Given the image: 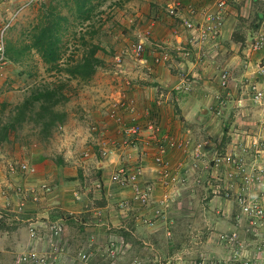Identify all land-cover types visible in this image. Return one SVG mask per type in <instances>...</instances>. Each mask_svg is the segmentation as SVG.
Segmentation results:
<instances>
[{"label":"crops","instance_id":"crops-1","mask_svg":"<svg viewBox=\"0 0 264 264\" xmlns=\"http://www.w3.org/2000/svg\"><path fill=\"white\" fill-rule=\"evenodd\" d=\"M175 1L177 0H149L146 4L148 6L146 13L148 20L145 25L144 22L140 25L141 20L136 9L132 11V14L126 16L127 24L125 26L127 28L124 31L131 37H139V42L144 41L145 51L139 58L126 55L123 64L117 65V71H112L115 76L112 78L115 85L109 96V103L104 104L102 110L91 115L90 110L80 108L76 112L78 118L75 119L76 123L73 126H70L69 123L59 126L56 133V136L60 134V138L62 137L58 141L60 148L57 149H61L59 153L55 149L51 154L46 148H42L43 150L38 154L39 157H31V171L28 174L21 173L12 176L10 170L6 172V175L0 173V213L13 211L12 218L15 222L18 224L22 222L28 228L42 227V224L48 225L53 221L64 219V234L66 232L67 235L64 242L65 248L67 250L71 248L72 252H68L72 256H76L81 251L86 252L89 255V264H125L123 261L127 260L129 251L133 254L143 255L153 253L162 259L165 252L158 248L160 236L156 232L157 228L165 226L169 219L172 220L171 224L177 225L180 222L185 224L190 221V218L177 216L174 212V216H172L170 208L176 202L180 204L181 208L186 207L185 201L190 200L195 192L193 189L194 179L190 180L187 185L178 188L174 202L169 206L167 220H158L153 228L136 227L135 215L118 207L121 200L129 199L131 196L129 190L112 182L113 173L119 166L142 164L145 170L144 183H154V179L157 177L154 148H140L137 151L123 148L120 145L113 146V143H119L122 140L123 125L131 124L136 118L140 119L142 123L148 119H157L162 124L163 129L176 139L191 140L194 144L210 140L221 149H231V141L226 146L221 147V144L226 135V127L230 128L231 124L234 123V112H227L229 115H226L229 118L225 120L223 125L222 121L224 120H220L216 115L215 108L219 105L217 97L224 94V91L218 86L219 77L216 68L220 63L225 64V67L234 66L233 61H236L234 58L238 56V54L233 53L231 57L223 60L220 54L222 51L220 49L224 47L221 44L222 41L226 45L232 43L231 40L237 23L236 15L228 20L225 37L220 43L215 46L204 47L209 54L208 59L204 61H197V58L182 59L177 47L185 46L188 35H186L180 22L167 14L166 11L167 5ZM178 1L182 2L184 7L191 2V0ZM233 12L235 13L236 10ZM114 14V19L121 21L120 13ZM152 14L156 15L158 21L150 20ZM123 21L122 24L124 25ZM122 24L120 23L118 28H122ZM118 28L114 30L112 28V31L115 33ZM113 36L111 35V37ZM140 36L144 37L141 38ZM235 44L242 45L240 47L242 55L244 45L242 43ZM158 46L170 50L174 56L170 62L155 63ZM102 59L105 64L106 59ZM182 73L183 76L192 81V89H177L182 84ZM241 87L242 85L235 78L230 91L232 97L230 104L238 99V101H234L235 106L233 107H239L240 110H243L242 108L248 101V96L242 92ZM121 96H124L121 98L122 104L118 102L113 104L117 109L111 110V115H106L110 112L106 105H111L114 98ZM7 99V95H4L2 102ZM132 101L137 107L135 113L137 116L129 114L126 109L131 106ZM256 108L258 111L257 106ZM230 110H232V105ZM147 113H149L148 116ZM257 115L260 122L261 114L260 116L259 113ZM118 117L121 119L120 122H117ZM86 126L90 128L88 132L84 130ZM222 126L223 129L221 130ZM68 130L71 132L69 133ZM54 140L55 138L52 142ZM37 146L39 147L41 144H36L35 150L38 148ZM105 146L113 149L112 155L103 157L102 148ZM6 152L11 155L6 161L8 165L11 161L18 160L26 163V160H30L29 155L25 157V151L21 150L19 145L14 151L7 150ZM86 152L89 153V156L85 155ZM13 154H16L15 158L12 156ZM22 154L24 157H21ZM211 156L212 154L209 152V158ZM166 157H169L174 164L188 162L191 159L183 151L174 150L169 151ZM58 158L62 160H57ZM9 182L23 187L24 191L28 192L26 197L20 196L18 193H9L6 190V185ZM43 186H49L51 191L43 192L40 189ZM35 193L38 196L37 200H34L36 198L33 199ZM15 195L18 197L17 199ZM76 195L80 198L77 199ZM14 205L16 210H8L14 209ZM178 217L181 218L178 219ZM13 221L9 223H13ZM9 223H6V227L1 233L6 239H12L13 235H19L18 232H20V229H15L14 224ZM26 223L28 224L26 225ZM189 227L192 226L189 225ZM26 228L21 231V235L26 240L21 249L27 245L29 247L36 245L33 240L31 244L29 230ZM195 236L196 233L193 231L191 237L195 238ZM48 243L45 241L43 246H47ZM144 243H148L150 246H146L147 251L142 249L140 252H136L135 247ZM111 246L116 248V257L114 258L108 255V248ZM178 247L175 252L177 262L172 264H187L184 257L190 251L186 247ZM206 249L211 251L210 246H207ZM174 250H169L168 256ZM219 251L222 252L221 256L224 251L223 249H219ZM195 253L200 254L203 251L197 249ZM198 257L199 255L195 258ZM146 258H148L149 264H153L151 261H155L149 255ZM74 264L82 263L75 259ZM128 264H133V261Z\"/></svg>","mask_w":264,"mask_h":264},{"label":"built area","instance_id":"built-area-1","mask_svg":"<svg viewBox=\"0 0 264 264\" xmlns=\"http://www.w3.org/2000/svg\"><path fill=\"white\" fill-rule=\"evenodd\" d=\"M202 2V0H195ZM249 0H209L207 3L196 4L189 7L190 17H181L183 27L188 32L189 48L178 47L181 58L192 59L197 50L204 45H218L228 26L235 6ZM263 3L264 0H259ZM180 3L170 6L169 14L179 16L178 8ZM10 27L8 24L0 32V65L5 59V32ZM145 44L140 42L133 53L139 57L145 50ZM248 62L244 68L252 69V72L244 74L242 92L248 96L251 105L259 107L261 118L259 130H244L237 133L231 139V149L219 150L210 140L194 144L191 140L176 139L163 129L162 124L157 120L148 119L144 123L137 121L132 125L123 126L122 140L113 143L116 147L138 149L154 148V163L157 168V177L154 183H144V168L142 164L132 166H119L112 176V182L130 191L129 199H123L118 207L135 215L136 227H155L158 220H167V213L170 204L174 201L176 191L195 177L196 184H200L207 173L218 175L217 181L225 183V196L232 197L233 201L240 209L241 215L245 218L244 230L238 227L231 231L219 234L218 240L224 256L202 255L193 264H264V11L254 36L247 40ZM172 54L166 51L155 56L156 64H164L172 59ZM205 56H199V61H204ZM231 67L218 68L219 85L224 94L218 97L219 105L215 108L217 116L222 115L231 99L233 73ZM183 76V73H182ZM182 84L178 90L192 89V81L186 76L181 77ZM122 104V102H118ZM130 107L126 109L130 113H136V105L132 101ZM149 113H147V116ZM137 116V114H136ZM118 118L117 122H120ZM241 132V131H240ZM112 148H102L103 157L113 154ZM183 151L190 161L174 164L169 157V151ZM209 152L212 156L209 158ZM89 156L87 152L85 154ZM16 164L10 165L12 173L17 171ZM22 172H28L29 166L22 163L19 166ZM219 184H213L214 193L219 189ZM48 191L49 188L44 186ZM9 189H12L9 186ZM76 198L80 197L76 195ZM152 207V208H151ZM143 212V213H142ZM242 217V218H243ZM241 224V217H238ZM64 219L53 221L49 225L50 232L45 238L37 232L35 227L31 228V237L36 245L28 249L20 256L16 264H61V257L65 255L67 249L62 244L64 234ZM244 233L245 236L242 235ZM253 233L255 238L261 239L255 249L250 248V244L245 237ZM168 236H172L170 230ZM48 241V245L38 248L37 244ZM109 255L116 257V248H108ZM82 264H89V255L81 251L75 258Z\"/></svg>","mask_w":264,"mask_h":264},{"label":"rangeland","instance_id":"rangeland-1","mask_svg":"<svg viewBox=\"0 0 264 264\" xmlns=\"http://www.w3.org/2000/svg\"><path fill=\"white\" fill-rule=\"evenodd\" d=\"M48 1L50 0H0V32L8 24H10V27L6 29V32H8L7 37L9 40L11 39L16 43H18L19 41L20 43L29 42L28 36L22 33L30 32L31 27L37 23L41 4ZM147 2H149V0H103L102 9L105 11V14L101 16H95L94 20L86 22L83 25L80 22L75 21L71 16V20L73 23L64 41L66 43V51L64 52L63 56L64 60H70L74 54H77L75 58H78L83 54L85 49V47H83L82 45L81 39V37L83 36H87V39L90 42H93L95 44H102V48H104L105 51L107 50L108 54L104 53L105 51H100L98 53V57L101 59L105 58L106 62L103 67L99 69L98 74L91 82L79 83L77 80H74L71 83L74 87L79 88V93L77 97L75 96L72 101L64 106V111L69 114L67 123L65 124L68 125L69 123L70 126H73L76 123L75 119L78 118L76 112L80 108H84V110H90L89 113L93 115L92 113L102 110L104 108L103 105L107 102L109 103V96L112 93L111 91L113 86L115 85L112 79L115 76L112 71H117V64L114 61V57L116 55L118 56L122 49L131 48V46L133 45L136 46L140 40L139 37H131L124 31L127 28L125 26V24H127L126 16L128 14H132V11L136 9L137 15H139V18L141 20L140 25H142V22H144L145 25L148 20V14H146L148 11V6L146 5ZM247 7L248 8L243 12L244 16L239 17V23L235 25V31L237 33L243 32L245 38L251 39L254 36L251 27L253 22H255L256 20V13L260 10L258 2L255 3L253 0L250 1V4H248ZM114 13H120L121 21H117L116 19H114ZM150 20L158 21L155 14H152ZM122 21L124 22V25L122 24ZM120 23L122 24V28H118ZM91 26H94V29H90ZM108 28H111V30L109 31H112V28L113 30L118 28V30L115 33L113 31V33H105V30H108ZM90 30L95 31L96 34L90 33L89 35H87V32ZM111 35L114 36L111 37ZM140 37L143 38L144 36ZM222 46L224 47L220 49L222 50L220 51V54L223 57V60L231 57L233 53H236V55L238 54V56L234 58L236 61H233L234 66H232L231 68L234 69L235 78L239 83H241L243 75L245 73L252 72L251 69L246 70L244 68V65L248 62V60L241 55L240 47H242V45H236L235 43L226 45V43H222ZM111 50H113L114 52H112ZM110 51L111 54H109ZM3 71L5 75L4 77H0V103H2L4 95H7L9 101L12 102L13 105H15L25 97H27L32 90L40 87L45 82H51L55 80V72H49L41 57L35 52H32L30 56L23 59L21 63H6ZM62 76L63 75H61V77ZM66 77V75L63 76V78ZM121 98H124V96H121L120 98H114V102H110L111 105H106L110 111L106 113V115H111V110L117 109L113 104L120 102ZM234 101H238V99H235ZM234 101L232 102V104L227 105V107L223 110L222 115L218 116L220 120H224L222 121L223 125L225 120L229 118L227 117V115H229L227 114V112H234V123H232L230 126L228 136L230 138H233L235 134H242V131L244 130L257 131L259 128V118L257 114L259 113L260 116L261 110L258 108V112L256 106L251 105L249 101H247L246 105H244V108H242L243 110H240L239 107H233L235 106ZM231 105L232 110H230ZM1 109L2 107H0V112ZM28 128L30 127H27V129ZM89 129L90 128L86 126L84 130L85 132H88ZM222 129L223 126L221 127V130ZM68 131L69 133L71 132V130ZM61 138L60 134L55 136V140L54 142H52V146L47 147L46 150L49 153L53 154V151L56 149L59 153L61 149L57 148H60V146L58 145V141ZM32 141L34 142L33 146H36L38 139L34 137L32 138ZM39 143L40 142H38L37 144ZM10 146L6 144L2 148H0V169L2 170L0 173H2L3 175H6V172L8 171V164L6 161L11 155H8L9 153L6 151L9 150L11 152ZM220 151L223 152L224 149H221ZM24 155L25 157H27L29 154L25 151ZM12 156L15 158L16 154H13ZM21 157H24L23 154ZM87 161L89 160L87 159ZM217 178L218 175L216 176L213 175V173H207L204 180L200 184L193 187V189L195 190L194 195L190 197V200L185 201V203L187 204L186 207L181 208L180 204H177L176 202L172 205V208H170V210H172V216H174V214L177 216H184L186 219L190 218V221L187 223L183 222L185 224H182L180 222L177 225L175 223L171 224L172 220L169 219L165 226L157 228L156 232L160 236L158 241V248L165 252L164 258L161 259L160 256L153 253L143 255L139 253L133 254L131 251H129L128 258H126L127 260L123 262L125 264H128L130 261L131 263L133 261V264H149V260L148 258H146L149 255L152 257V259L155 260L151 261L153 264L176 263L177 261L175 259V252L176 249L179 248L178 246H180V248L186 247L190 251V253L185 254L184 257L185 263L187 264H193L202 255L220 256L222 252H220L219 249L222 250V246L220 245L218 240L219 234L231 231V228L235 229L234 227L238 226L239 230H244L246 220L241 215L238 206L234 202H232V197L225 196V183H223V181H217ZM217 183L219 184V189L216 193H214L212 186L213 184ZM9 184L12 183L9 182ZM15 198L17 199L18 197L15 195ZM8 210H16V206L14 209ZM0 215V220H5V223H9L14 220L12 218L13 211H6L4 213H0ZM239 216L241 217V224L238 223ZM179 218L181 217H178V219ZM9 224H14L15 229H20V232H18L19 235H13L12 239H6L1 235L4 230H0V264H14V259L17 257L18 253H22L29 248V246L27 245L24 249H21L26 241L21 235V231L26 227L28 228V226L25 227L22 222L18 224L15 222V220L13 221V223ZM27 224L28 223H26V225ZM49 225L50 224H42V227H37V229L41 231V236H44L45 234H48L50 232ZM189 225L192 227H189ZM168 230H170L172 236L167 235ZM193 231H195L196 233L195 238L191 237ZM189 235H191V238L188 237ZM242 235L245 236L244 233H242ZM65 238H67L66 232L62 240V244L64 246ZM61 239L62 238H59V240ZM245 239L250 244V248L253 249L257 247V244L259 242H261V239L259 240L255 238L253 233H249V236L247 235ZM30 241L32 244V240ZM146 246L150 247L148 243H144L140 246L135 247V251L140 252V250L142 249H144V251H147ZM207 246L211 247V251L206 249ZM197 249H202L203 253L196 254L195 251ZM169 250H174L173 253L175 254L169 253L170 256H168ZM68 251L72 252L71 248H69L66 251L65 255L61 257L60 263L72 262L71 264H74L76 256H72ZM198 255L199 257L196 259L195 257H197ZM224 255L225 254L223 253L221 256ZM53 264H57V261H54Z\"/></svg>","mask_w":264,"mask_h":264},{"label":"trees","instance_id":"trees-1","mask_svg":"<svg viewBox=\"0 0 264 264\" xmlns=\"http://www.w3.org/2000/svg\"><path fill=\"white\" fill-rule=\"evenodd\" d=\"M102 5L103 0H50L41 4L37 23L31 27L30 32L22 33L28 36L29 42L16 43L8 39V32L5 33V61L21 63L23 59L35 52L41 57L47 70L55 72V80L45 82L32 90L17 104L13 105L9 99L1 103L0 148L7 144L11 145L10 150L14 151L19 145L29 154L30 160H27L29 166L32 162L31 157H39L38 154L43 150L42 148L50 147L59 126L67 122L69 114L64 111V106L79 93V88L71 83L74 80L79 83L91 82L104 65V60L98 57L100 51H105L102 44L90 42L87 36L81 37L85 49L80 57L75 58L77 54H74L70 60L63 58L66 51L65 37L73 23L71 16L83 25L94 20L95 16L105 14ZM260 19L261 13L257 12L251 30L255 29V24ZM90 29H94V26ZM109 30V28L105 30V33ZM90 33L96 34L95 31L90 30L87 35ZM246 41L247 38L244 37L243 32L235 31L232 43H242L246 46ZM167 51L170 52L168 49ZM164 52L165 49L159 48L157 55ZM104 53L108 54L107 50ZM61 75L67 77L63 78ZM27 127L30 128L27 129ZM229 129V127L225 129L226 135L221 147L231 141L227 133ZM34 137L41 143L36 150L32 141ZM5 227V220H0V230H4Z\"/></svg>","mask_w":264,"mask_h":264},{"label":"clouds","instance_id":"clouds-1","mask_svg":"<svg viewBox=\"0 0 264 264\" xmlns=\"http://www.w3.org/2000/svg\"><path fill=\"white\" fill-rule=\"evenodd\" d=\"M209 0H204V3H207ZM250 1L251 0H249V1H246V2H242V3H240V4H238L237 6H235V8H234V10H236V12L234 13V12H232L231 13V17H230V19L234 16V15H236V19H237V23H239V17H243L244 16V14H243V12L248 8L247 6H248V4H250ZM255 3H257L258 2V4H259V10L260 11H258V12H260L261 13V18H262V16H263V11H264V6H263V3L262 2H260L259 0H253ZM175 3H180V5H179V8H178V12H179V16H172V15H170L169 14V9H170V6L172 5V4H175ZM201 3H203V0H202V2H198V1H195V0H191V2L190 3H188L187 4V6H183L182 5V2H180V1H175V2H173L172 4H170V5H167V9H166V11H167V14H169L171 17H173V18H175L176 20H178L179 22H180V24L182 25V27H183V22H182V20H181V17H190V11H189V7L191 6V5H197V6H199ZM261 20V19H260ZM260 20H258L257 22H256V24H255V29H253L252 30V32L254 33L256 30H257V27L259 26V22H260ZM236 23V24H237ZM184 28V27H183ZM185 29V28H184ZM236 29V28H235ZM185 32H186V35H188V32L185 30ZM235 33V32H234ZM188 37V36H187ZM223 39V38H222ZM221 39V40H222ZM188 40V39H187ZM248 40V39H247ZM4 42H5V40H4ZM144 42V41H143ZM247 42V41H246ZM140 43V42H139ZM138 43V44H139ZM220 43V42H219ZM223 43V41L221 42V44ZM137 44V45H138ZM137 45L136 46H134V48H136L137 47ZM208 45H210V44H208ZM208 45H204L203 47H201V49L200 50H197V52H195V55L193 56V58L192 59H195V58H197V61H198V57L199 56H205V58H204V60H206V59H208V56H209V54H207V52H206V50L204 49V47L205 46H208ZM246 46H247V43H246ZM246 46H244L243 48H244V51L246 50V54H244V51L242 52V55H243V57L244 58H246V59H248V57H247V47ZM159 48H163V49H165V52L167 51V49L166 48H164V47H162V46H158ZM190 47V45H189V42L187 41V43L185 44V46H183V48H189ZM134 48H127V49H122L121 50V52H120V54L117 56H115L114 58H115V62H116V64L117 65H122L123 64V61H124V58L126 57V55H128V56H136L134 53H133V50H134ZM145 48V47H144ZM178 48V47H177ZM182 48V47H181ZM159 50V49H158ZM145 51V50H144ZM143 54V53H142ZM141 54V55H142ZM162 53H160V55H161ZM171 54V53H170ZM140 55V56H141ZM139 56V57H140ZM173 56V55H172ZM137 57V56H136ZM139 57H137V58H139ZM174 57V56H173ZM172 57V58H173ZM209 59H210V57H209ZM172 60V59H171ZM170 60V61H171ZM170 61H168V62H170ZM168 62H166V63H168ZM6 63H8V61H5V59H4V63H3V65H0V77H4V75H5V73H4V71H3V68H4V66H5V64ZM218 68H221V69H224L225 68V64H223V63H220V65L219 66H217ZM228 67V66H227ZM217 69V68H216ZM246 69V68H245ZM251 68H249V70H250ZM231 70V72L233 73V79H232V83H233V80L235 79V76H234V69H230ZM251 71H252V69H251ZM217 73L219 74V71H217ZM243 78H244V75H243ZM243 78H242V80H241V83H240V85H242V87L244 86V84L242 83V81H243ZM218 83V82H217ZM193 85V84H192ZM192 85H191V87H192ZM218 86H220L219 85V83H218ZM231 86H232V84H231ZM241 87V88H242ZM220 88V87H219ZM223 90V89H222ZM220 95H223V94H220ZM219 95V96H220ZM218 96V97H219ZM218 97H217V100H218ZM231 101H232V97H231V99H230V101L228 102V105L231 103ZM259 108V107H258ZM137 110V109H136ZM128 111V110H127ZM129 112V111H128ZM129 114H133V115H135L136 116V114L135 113H130L129 112ZM119 118V117H118ZM155 120H157V119H155ZM137 121H139V122H141V120L140 119H138V118H136V120L134 121V122H132L131 124H128L129 126L130 125H132V124H134V123H136ZM124 126V125H123ZM125 126H127V125H125ZM260 126V125H259ZM258 130H259V128H258ZM257 130V131H258ZM252 131H254V130H252ZM256 131V132H257ZM140 148H143V146L142 145H140L139 147H138V149H133V150H139ZM219 148V147H218ZM128 149H131V148H128ZM219 150H221V148H219ZM87 153V152H86ZM221 153H224V151L223 152H221ZM22 163H24V162H19L18 160H16V161H11L10 163H9V165H8V170H10V165L11 164H16V165H18L17 166V171H16V173H12L11 172V170H10V172H11V175L12 176H16L17 174H28L30 171H31V168H30V166H29V164L26 162L25 164H27L28 166H29V168H30V170L28 171V172H22L20 169H19V166L22 164ZM194 179V186H196L197 184H196V182H195V177H193V178H191L190 180L192 181ZM12 184H8V185H6V190L9 192V193H18V195H20V196H25L26 197V195L28 194V192L27 191H24V188L23 187H20V186H18V185H14V183L13 182H11ZM189 183V182H188ZM187 185V184H186ZM9 186H11L12 187V189H9ZM48 188H49V190L47 191L45 188H44V186L43 187H41L40 189H42V191L43 192H50L51 191V188L49 187V186H47ZM34 198H36V199H34ZM33 199L34 200H37L38 199V196L36 195V193H35V195L33 196ZM174 202V201H173ZM172 202V203H173ZM240 210V209H239ZM31 228L32 227H30L29 228V235H30V240H33L32 239V237H31ZM36 228V230H37V232H39L40 234H41V232H40V230H38L37 229V227H35ZM49 234V233H48ZM45 236H46V234L44 235V236H42V237H44L45 238ZM44 242H45V239H44ZM44 244V243H43ZM37 246H38V248H41V247H43V245H42V243H39V244H37ZM46 247V246H45ZM31 247H29L28 249H30ZM27 249V250H28ZM26 250V251H27ZM26 251H24V252H22V253H18V255H17V257H16V259H15V261H14V264H16V262H17V260H18V258L20 257V256H22ZM80 253V252H79ZM79 253H77V255L79 254ZM76 255V256H77ZM109 255V254H108ZM110 256V255H109ZM111 257V256H110ZM113 260V259H112ZM80 262V261H79Z\"/></svg>","mask_w":264,"mask_h":264},{"label":"water","instance_id":"water-1","mask_svg":"<svg viewBox=\"0 0 264 264\" xmlns=\"http://www.w3.org/2000/svg\"><path fill=\"white\" fill-rule=\"evenodd\" d=\"M244 54H246V50L244 51Z\"/></svg>","mask_w":264,"mask_h":264}]
</instances>
